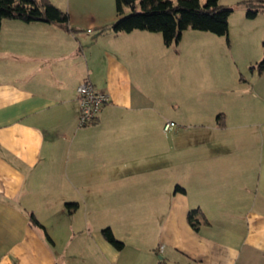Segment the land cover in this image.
I'll list each match as a JSON object with an SVG mask.
<instances>
[{"label":"crops","instance_id":"1","mask_svg":"<svg viewBox=\"0 0 264 264\" xmlns=\"http://www.w3.org/2000/svg\"><path fill=\"white\" fill-rule=\"evenodd\" d=\"M243 1L220 0L234 12ZM68 11L69 29L1 24L0 264H264V90L249 84L231 110L212 101L208 115L204 100L179 106L169 96L162 110L149 87L159 50L141 43L147 33H115V18ZM261 14L239 18L237 40L258 58ZM212 35L199 34L210 41L205 54L222 46ZM86 79L109 101L80 126ZM211 83L205 88L220 81ZM169 121L178 123L171 132ZM118 192L150 218L122 250L104 238L107 222L89 221ZM193 209L203 214L199 230L188 220Z\"/></svg>","mask_w":264,"mask_h":264},{"label":"rangeland","instance_id":"2","mask_svg":"<svg viewBox=\"0 0 264 264\" xmlns=\"http://www.w3.org/2000/svg\"><path fill=\"white\" fill-rule=\"evenodd\" d=\"M50 1L67 12H69V6L72 9L83 7L85 11L97 18L107 19L108 21L114 18L117 20L118 18L116 0ZM136 6L137 11L140 12V0L136 1ZM124 8L126 14L132 12V8L128 3L124 5ZM241 10L233 12L231 18L229 17L230 31L228 37L212 35L218 38L217 40L221 42L222 46L218 43L219 49L215 48L212 50L213 52L208 51L206 54L203 53L202 47H206L210 41L206 42L199 34H212V32L189 28L183 32L179 43L168 46L164 43L162 33L138 30L147 33L149 39L142 40L141 43L148 44L152 51L157 48L159 50L155 58V68L150 71V77L152 78L149 85L152 88L153 98L158 100L159 108L164 110L166 106L164 98L166 96H169L168 100L175 99V103H179V106L185 100H188L191 104L204 100L206 105L203 110H200V113L208 115L213 112L209 108L212 101L222 105L224 109L231 110L234 99L242 96L241 90L249 84L255 86L256 89L262 88L264 90V68L261 69L258 65L264 55L258 58L257 54L255 55V46L252 50L248 43H245L246 46L243 49L237 47L238 33L241 27L239 18L247 17V8ZM260 16L262 17H259V21H262L264 15L261 14ZM231 29L234 33L232 39L235 41L232 46L230 43ZM248 31H251V29H248ZM262 41L263 38H260L257 41L258 45L256 43L260 53L264 50ZM166 46L169 49L166 50ZM162 48L164 50L161 51ZM233 50L236 54H233ZM208 66H213L215 69H208ZM215 81H220L216 88H205L207 83L212 84L210 86L213 87L214 84L211 82ZM224 87L227 91L224 90ZM189 109L196 111L193 110L196 109L194 106ZM173 122L174 125L170 129H165V131L171 132L178 127V123ZM103 206L106 207V214L101 218H89L91 225H97L99 221L101 223L107 222L112 227L116 238L125 243H130V238L137 236L136 233L132 235V232H136L135 229L139 226L148 224L150 219L137 216L136 210L138 209H132V202H121L120 192L112 196ZM126 233L129 236H126ZM151 235H153V232ZM161 257L162 254H159V258Z\"/></svg>","mask_w":264,"mask_h":264},{"label":"trees","instance_id":"3","mask_svg":"<svg viewBox=\"0 0 264 264\" xmlns=\"http://www.w3.org/2000/svg\"><path fill=\"white\" fill-rule=\"evenodd\" d=\"M136 1L131 0L129 6L132 12L126 14L124 8L126 0H116L118 18L109 26L115 33H129L135 30L160 32L168 46L179 43L183 32L189 28L229 36V17L234 8L221 4L220 0H140V12L136 9ZM243 3L246 4L248 18H254L259 12H264V0H245ZM4 19L57 22L68 29L70 21L69 13L50 0H0V32ZM258 65L259 68H264V58ZM223 117V114H219L217 118L220 121ZM175 189L184 191L181 186ZM73 205L67 204L69 208ZM199 213L203 217L199 209L191 210L188 215L189 223L195 230H199L200 221L199 217H196ZM31 221L44 228L34 215H31ZM102 234L116 249L124 248L125 243L116 238L111 227L103 228ZM48 239L50 240L49 237Z\"/></svg>","mask_w":264,"mask_h":264},{"label":"built area","instance_id":"4","mask_svg":"<svg viewBox=\"0 0 264 264\" xmlns=\"http://www.w3.org/2000/svg\"><path fill=\"white\" fill-rule=\"evenodd\" d=\"M78 102H79V125L88 126L96 121L103 106L108 103V93L99 90L95 85L86 79L78 88ZM174 125L173 121L165 124V129H169Z\"/></svg>","mask_w":264,"mask_h":264},{"label":"water","instance_id":"5","mask_svg":"<svg viewBox=\"0 0 264 264\" xmlns=\"http://www.w3.org/2000/svg\"><path fill=\"white\" fill-rule=\"evenodd\" d=\"M126 2H127L128 4H130V3H131V0H126Z\"/></svg>","mask_w":264,"mask_h":264}]
</instances>
